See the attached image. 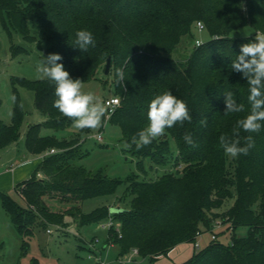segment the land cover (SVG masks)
I'll list each match as a JSON object with an SVG mask.
<instances>
[{
    "label": "trees",
    "instance_id": "obj_1",
    "mask_svg": "<svg viewBox=\"0 0 264 264\" xmlns=\"http://www.w3.org/2000/svg\"><path fill=\"white\" fill-rule=\"evenodd\" d=\"M241 3L242 0H0L1 21L10 38L17 32L27 43L43 50L44 42L31 28L33 23L38 24L46 49L63 57L58 63L73 79H98L111 57L115 96H120L122 102L110 122L120 127L125 143L131 144L147 126L148 105L164 91L170 90L185 101L192 117L190 123L185 121L167 129L165 135L140 150L135 145L125 149L137 157L138 170L145 177L160 169L174 171H166L155 180H139V174L127 180L109 178L76 163L88 155L82 150L80 138L60 139L43 132L73 126L72 120L53 107L54 84L49 80L22 79V84L35 94L37 110L46 117L29 127L26 147L37 155L56 150L41 160L28 180L16 185L26 206L0 191L3 207L22 235L30 236L35 226L63 225L65 213L52 210L50 204L58 199L77 205L74 217L81 225L118 220L122 238L112 228L107 242L119 244L122 255L137 249L141 257L155 262L181 244L195 243L201 227L211 230L220 220L232 230L231 243L226 245L213 238L208 247L178 264H264V128L251 134L241 130L239 137H234L244 146L245 138L252 135L255 146L248 155L234 159L233 172L219 144L221 135L232 136L236 121L247 115L250 107L248 84L242 74L231 69V63L240 45L255 35L234 38L231 34L244 26L252 27L256 33L264 32V0H243L246 10H242ZM197 22L205 25L210 39L195 46L187 58H174L173 52L183 36L190 34ZM78 30L93 34L95 46H89L86 52L74 43ZM28 52L12 42L13 57ZM117 69L125 75L119 84ZM227 91L234 92L237 102L245 105V112L225 113ZM1 103L0 98V106ZM23 117L17 102L12 123L6 124L0 118V149L19 140ZM186 134L192 136L195 146L185 142ZM169 137L177 146L176 154ZM123 184L127 190L117 206L125 211L111 213L112 206L107 205L90 213L80 210L79 203L114 195ZM239 226L249 227V233L239 236Z\"/></svg>",
    "mask_w": 264,
    "mask_h": 264
},
{
    "label": "rangeland",
    "instance_id": "obj_2",
    "mask_svg": "<svg viewBox=\"0 0 264 264\" xmlns=\"http://www.w3.org/2000/svg\"><path fill=\"white\" fill-rule=\"evenodd\" d=\"M31 28L33 34L44 42L43 50H40L36 44L27 43L17 32H13L10 38L3 28L0 17V98L2 100L0 118L6 124L12 123L17 102L24 112L19 140L0 149V191L9 194L22 206H26V203L16 189V185L28 180L42 160V155L28 151L25 142L26 133L31 125L45 121L46 117L35 106L34 92L25 87L21 80H42L36 72V67L42 58L41 53L44 56L53 53L46 49L47 42L43 40V30L40 26L33 23ZM255 34L252 27L244 26L234 31L231 36L242 38ZM209 39V31L200 30L195 25L190 34L183 36L173 52V57L187 58L196 46L197 40L204 43ZM12 42L27 48L29 52L13 57ZM97 76L98 79L83 82V91L93 93L97 100L105 106V99L115 96V76L114 73L106 75L103 70ZM103 119V126L89 133L83 134L74 126L62 131L43 129V132L54 134L60 139L80 138L82 150L88 155L76 163L93 174L101 172L104 176L120 180H127L132 175L139 174V180H155L166 171H174L173 169H160L157 173L149 172L145 177L144 173L138 170L137 157L125 150L122 131L120 127L110 122L107 109ZM100 132H102L103 141H99L96 137ZM169 140L171 150L176 154L177 146L171 137ZM26 158L32 161V164L19 166ZM146 166L149 167V162ZM234 166V159L229 158L231 172ZM40 178H43L42 174ZM126 190L127 185L123 184L114 195L92 198L79 203L78 206L84 213H90L104 205L117 206L119 198L125 195ZM130 199L131 197L128 196L127 202ZM50 204L52 210L65 213L64 224L47 227L35 226L32 234L25 236L18 231L0 200V264H99V260L105 264H178L187 261L195 252L208 247L214 235L223 244L231 243L232 230L229 229V225L217 220L211 230L207 231L201 227V233L197 236L196 242L190 243L192 250L190 253L181 250L184 247H180L177 251L172 250L168 255L151 262L148 258L135 255L133 251L122 255L119 244L108 245L110 229L103 225L109 220L97 224L81 225L74 217L78 210L76 204L62 203L58 199L52 200ZM231 204L232 202L227 204L224 209L229 208ZM114 222L116 227H120L118 220ZM48 229L52 232L49 233ZM249 230L247 226H239L236 233L239 236H246ZM106 245H108L107 248H105Z\"/></svg>",
    "mask_w": 264,
    "mask_h": 264
},
{
    "label": "clouds",
    "instance_id": "obj_3",
    "mask_svg": "<svg viewBox=\"0 0 264 264\" xmlns=\"http://www.w3.org/2000/svg\"><path fill=\"white\" fill-rule=\"evenodd\" d=\"M242 10H246L241 3ZM75 45L86 52L89 46H95L93 34L88 30H78L75 33ZM36 67L38 77L42 80L51 81L54 88L55 100L53 107L58 112L73 121L76 129L98 130L103 126L106 109L91 92L83 91V81L79 78L73 79L65 70L62 63L63 57L58 53H50L44 56ZM234 72L242 74V78L248 84L249 109L247 115L236 121L232 129V136L221 135L219 144L225 154L236 159L240 155H248L250 149L254 148L255 141L252 135L245 138V145L241 146L239 139L240 131L246 133H259L264 128V32L258 31L254 39L240 45L239 54L231 63ZM116 83L125 80L122 69L116 70ZM224 103L225 113H243L245 105L238 103L235 94L227 91ZM147 126L140 130L132 139V143H125V149H131L135 145L136 150L151 144L153 140L165 135L167 129L177 124L183 125L185 121L191 122L188 105L182 99L177 98L170 90L156 95L148 105ZM202 123H205L202 121ZM187 144L195 146V141L190 134L184 136Z\"/></svg>",
    "mask_w": 264,
    "mask_h": 264
},
{
    "label": "built area",
    "instance_id": "obj_4",
    "mask_svg": "<svg viewBox=\"0 0 264 264\" xmlns=\"http://www.w3.org/2000/svg\"><path fill=\"white\" fill-rule=\"evenodd\" d=\"M196 27L199 28L200 30H205V25L202 22H197L196 23ZM202 42L201 41H196V46H201ZM122 102V99L120 96H113L111 98H107L105 99L104 103H105V107L107 109V117L110 118L112 116V114L120 107ZM97 139L99 141H103V135L102 132H100L99 134L96 135ZM56 150L52 149L49 152H46L44 154H42V158L43 159L45 156L49 155V154H53L55 153ZM41 176V174H39V177ZM114 219H109V222L107 224H104L103 227L105 228H109V229H114L116 233H118L119 238H122V233H121V227H116L114 224ZM49 233H51L52 231L50 229L47 230ZM214 239H216V236H213ZM134 252L135 255H139V252L137 249L132 250ZM99 264H105L103 261L99 260Z\"/></svg>",
    "mask_w": 264,
    "mask_h": 264
},
{
    "label": "water",
    "instance_id": "obj_5",
    "mask_svg": "<svg viewBox=\"0 0 264 264\" xmlns=\"http://www.w3.org/2000/svg\"><path fill=\"white\" fill-rule=\"evenodd\" d=\"M111 65H112V60H111V57H109L107 59V63H106V67H105V74L108 75L110 73V69H111ZM125 211L124 208H122L121 206H113L110 208V212L111 213H121Z\"/></svg>",
    "mask_w": 264,
    "mask_h": 264
},
{
    "label": "crops",
    "instance_id": "obj_6",
    "mask_svg": "<svg viewBox=\"0 0 264 264\" xmlns=\"http://www.w3.org/2000/svg\"><path fill=\"white\" fill-rule=\"evenodd\" d=\"M27 163H30V164H32V161H28L27 160V158L25 159V161L24 162H21L20 164H19V166H25V165H27ZM108 247V245H106L105 246V248H107ZM180 247H184V248H182L181 250H183V251H187L188 253H190L192 250H191V246H190V243H184V244H181V245H179V246H177L173 251H177L178 249H180ZM183 254H184V252H183ZM160 259V257L157 259V260H159ZM135 260V259H134ZM134 262V261H133Z\"/></svg>",
    "mask_w": 264,
    "mask_h": 264
}]
</instances>
